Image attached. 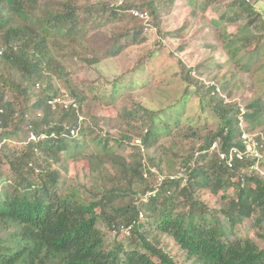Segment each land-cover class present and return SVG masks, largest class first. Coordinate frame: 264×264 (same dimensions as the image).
<instances>
[{
    "label": "trees",
    "instance_id": "trees-1",
    "mask_svg": "<svg viewBox=\"0 0 264 264\" xmlns=\"http://www.w3.org/2000/svg\"><path fill=\"white\" fill-rule=\"evenodd\" d=\"M217 1L206 0L202 12ZM188 2L193 5L194 0ZM134 3L135 0H123L122 5L110 2L80 5L70 0L51 5L44 0H0V134L4 137L0 146V264H179L171 255L172 246L183 253L185 261L193 264H264V248L236 232L244 233V220L252 215H256V225L264 223V179L249 173L240 174L244 169L250 171L253 163L238 162L230 169L220 158V152L243 147L238 121L242 113L251 123L264 120L263 95L234 108L233 101L225 98L214 106L215 100L210 96L217 91L215 85L193 88L202 104L211 102L215 110L230 116L203 146L182 157L178 167L180 178L167 172L165 180L158 185L151 168L145 167L142 146H137L136 140L142 141L144 149L153 147L163 135L160 133V124H165L163 115L173 109L155 110L141 101L124 110L128 120L122 122L132 135L124 133L116 139L119 140L116 144L126 149L129 147L125 144H133L139 152L137 163H132L129 154L118 152L107 159L110 155L106 153L107 144L99 143L93 160H84L86 171L68 178L71 155L86 148L85 130L89 127L83 123L80 106L63 109L58 104L53 109L48 101L61 95L58 78L68 74V61L99 67L104 60L120 56L139 42L140 33L149 32L148 23L145 27L124 30L125 21L130 16L133 18L132 11H148L151 21L152 17L159 18L161 9L175 10L178 4L177 0ZM227 5V13L211 20L212 25L222 31L202 33L199 41L204 40L203 46L215 51L209 59L210 66L227 70L223 73L219 70L214 81L232 97L234 90L244 86L253 88L250 82L253 76H240L232 64L251 72L256 59H264L263 37L257 33L247 35L251 29L259 32L264 29V5L261 0H228ZM192 15L195 18L198 12L193 9ZM242 18L247 20L245 24L239 22ZM225 21L238 26L236 31L228 32L229 23ZM185 23L180 29L182 35L187 32L188 21ZM92 26L107 31L88 37V28ZM103 34L107 35L101 42H95ZM253 44H256L253 50L249 49ZM219 55L217 63L213 58ZM244 58L247 63L243 65ZM151 61L150 67L156 63V60ZM178 62L183 64L187 76L195 79L191 76L192 69L183 61ZM142 67L146 75L153 74L148 66V69ZM164 70L170 72V69ZM263 70L262 61L256 73ZM119 78L105 81L106 94L114 97L123 80ZM255 81L259 79L254 78L253 83ZM138 82L139 79L131 76L129 88ZM67 88L77 104L85 102L83 92L77 87ZM8 92L13 95L11 99L6 97ZM33 96L36 97L34 102ZM18 110L23 115L34 112L35 118L29 125L36 136L45 134V139L23 143L18 139V126L10 132L7 130L17 118ZM73 130H76L75 137ZM262 131L264 128L257 129L256 125L247 130L255 134L263 155L260 161L263 167ZM188 136L184 134L185 138ZM11 138L20 143L10 145ZM218 141L220 152L211 153L212 145ZM107 160L120 167L119 175L113 172L114 167L106 163ZM153 162L150 157L149 163ZM158 165L162 167V162ZM6 166L8 170L4 169ZM81 176L90 179L91 187L79 180ZM69 181L77 184L72 186ZM137 184L141 191L134 190ZM229 188H235V195ZM200 191L208 193L207 201L199 199ZM148 193L152 195L143 202L140 197ZM143 214L147 223L141 219ZM99 221L106 222L109 231L115 232L113 246L107 245L104 236L96 232ZM126 230L130 234L124 236L122 233ZM228 234H234L235 240H230ZM164 237L169 238L170 243L163 244ZM126 246L131 247L126 249Z\"/></svg>",
    "mask_w": 264,
    "mask_h": 264
},
{
    "label": "rangeland",
    "instance_id": "rangeland-1",
    "mask_svg": "<svg viewBox=\"0 0 264 264\" xmlns=\"http://www.w3.org/2000/svg\"><path fill=\"white\" fill-rule=\"evenodd\" d=\"M66 1L70 0H44L45 3H51V5L53 3L59 4ZM145 1L146 0H135L134 4L142 5ZM188 1L189 0H177L178 4H176L175 10H169L167 8H164V10L161 9V11H158L159 18L157 20L156 17L151 16V21L150 17L147 21H143L132 14L133 18L130 16V18L125 21L124 30H130L140 25L145 27L144 24L147 23L150 25V27H147L149 32L139 34V42L128 47L120 56L104 60L99 67L97 66L98 68L68 61L66 64L68 74L63 75L61 78L55 76L59 79L57 87L62 91L59 99L64 101V104L75 103L77 108L80 106L82 109V111L80 109V114L84 117L83 123L86 128L89 127V130H85L86 128L84 129L86 135L85 138L88 140L86 148L79 151L76 155H71L72 158L68 164L69 179H72L77 174H81L82 171H86L84 160H93L92 157L99 151V143L107 144L106 153L110 154L109 156H106L107 159H110L116 152H118L129 154L132 163L134 165L137 163L139 160V152L136 148H133V144H125L126 147H129L126 149L125 147L116 144L119 141L116 139H120L124 133L132 135V132H130L122 122L123 119L124 121L128 120L124 115V110L133 107L139 101L149 108H156L155 110L159 109L166 111L169 107L173 109L168 115H163L165 124H160V133L162 132L163 135L154 143L153 147L150 149L145 148V151L141 150L144 155L145 167L151 168L152 173L156 176L158 185H161L166 178L167 172L173 177L180 178L181 174L178 172V167L181 163L182 157L190 155L194 149L203 146L207 139L220 130L230 116L223 111L215 110V107H212L211 102L209 104H202L200 96L193 93V88L200 86L211 87L215 85L217 91L214 93V96H210L215 100L214 106L221 102L223 98L233 101L232 107L235 108L238 104L242 103L245 105L252 101L254 102L261 95L264 96V70L261 73H256L261 67L262 61L264 62V59L261 60V57L258 60L256 59V63L253 64L251 72L242 71L237 64H232L233 68L238 69L240 76L246 78L253 76V81L254 78L259 79V82L255 81L253 83V81H250L253 88L244 86L245 88L234 90L232 97H228L227 93L223 91L222 87H220V84H215L214 75L219 70L221 73L227 70L225 68L219 69L214 65L210 66L209 59L215 51L213 48L210 49L209 47H204L203 45L205 41L202 40L200 42L199 40L202 33H219L222 31L221 29L214 27L211 20H216L218 17L228 12V0H219L216 3H212L205 8L204 12H202L201 8L206 0H194L193 5H190ZM75 2H78L80 5H87L100 2L116 4L117 1L75 0ZM261 2L264 5V0H261ZM193 9L198 12V16L195 18L192 15ZM139 12H147L148 16H150L148 11ZM186 21H188V26L186 28L187 32L182 35L180 29L186 25ZM246 21L245 18H242L239 22L245 24ZM225 22L229 23L226 25L228 32L231 33L236 31L235 29L238 26H232V22ZM233 25H236V23H233ZM120 26H123V24H120ZM221 27L223 26L221 25ZM88 29H90L88 37H93L101 30L107 31V29L94 26ZM251 31L252 32L247 33V35H254L257 33L263 37L262 42H264V29L260 30V32L253 29H251ZM105 35L107 34H103L99 39L97 37L95 42H101ZM186 40H188V43L185 51H183L184 43L187 42ZM217 42L219 43L220 41ZM215 45V47H219L221 43ZM251 46L247 47L253 50L256 44ZM213 59L215 61H220V55L217 58L214 56ZM151 60H156V63L153 62L154 65L150 67L149 64L152 62ZM178 61H183L188 69H192L191 76L195 77V79H190L187 76L188 72L186 73L183 71V64L181 65ZM218 61L216 62L218 63ZM246 63L247 58H244L241 64L244 65ZM143 65L146 69L149 67V71L154 75L148 73L146 75L145 69L142 67ZM138 67L139 69L136 71ZM162 67V70L165 72L164 74L161 72ZM164 69H168V71L170 69V72H167ZM157 72L158 74H162L157 76ZM131 76H134L137 80L139 79V82L135 84L136 87L132 86V88H129ZM118 77L123 80L117 88L114 97H112L110 94L105 93L108 88L105 81L108 83V80ZM146 78L149 79V82L146 81ZM167 79L169 80L165 83ZM67 86L77 87L80 92H83L84 94L82 93V95L86 99L85 102L77 104L76 101H74V98L70 96ZM34 93L36 94V92ZM221 93L223 96L220 95ZM187 95L189 97L188 99H186ZM6 97L7 99H11L13 95L8 92ZM35 98L36 97L33 96L32 102H34ZM202 105H205V108H203ZM33 113L34 112L29 111L26 115H23L22 112L18 110L15 115L17 118L13 120V123L11 122V125L7 129L10 132L18 126L20 129L18 139L23 143L31 140L34 141L35 139L33 134L35 136L36 134L32 132V125H29L35 118ZM238 121L241 131H247L248 128H252L253 125H256L257 129L264 128V120L262 122L258 121L251 123L244 117L243 113L239 116ZM163 125H166L168 130L165 126L163 128ZM262 133H264V131H262ZM184 134L189 136L185 138ZM250 134L255 136L253 133ZM1 136L2 135L0 134V146H2L4 142V137L1 138ZM36 140H38V138H36ZM6 143L8 144V141ZM16 143H20V141L14 138H11L9 141L10 145ZM210 151L211 153L220 152L219 141L212 145ZM221 153L222 152H220V154ZM150 157L154 159L153 164L149 163ZM117 158L118 156H116V159ZM261 159L258 161H246L245 163H253L249 168L250 171L244 169L240 174L243 175L244 173H249L252 175H258L264 179V166L262 167L260 164ZM107 162L114 167L113 172L119 175L121 171L120 167L114 165L110 160H107L106 163ZM160 162H162V167H159V165L157 166ZM4 169L8 170V167L6 166ZM79 180L84 182L87 186H90V179L87 176H81ZM69 184L73 186L77 183L69 181ZM252 187L254 188L256 185L254 184ZM141 189V186L138 185L134 190L141 191ZM234 189L229 188V192L232 195H235L233 193ZM150 195H152V193L143 195L140 199L143 202H146ZM197 196L200 200L207 201L209 195L205 191H200ZM134 198L136 199L137 197L134 196ZM143 215L144 216L141 219L144 223H147V217L145 218L146 215ZM255 221L256 215L246 218L243 224L244 229H246L244 233L242 234L240 230H237L236 232L238 235L252 238L261 248H264V223L258 226ZM223 222H226L225 218H223ZM253 224L254 226L252 227ZM106 225V222L99 221L96 232L99 236H104L107 245L113 246L115 232H110ZM122 234L126 236L130 233L126 230ZM228 235L230 240H235L234 234ZM162 242L163 244L170 243V239L164 237ZM130 247L131 246H126V249H129ZM172 248L171 255L179 264H193L192 261H185L182 255L183 253L178 248L175 246H172Z\"/></svg>",
    "mask_w": 264,
    "mask_h": 264
},
{
    "label": "built area",
    "instance_id": "built-area-1",
    "mask_svg": "<svg viewBox=\"0 0 264 264\" xmlns=\"http://www.w3.org/2000/svg\"><path fill=\"white\" fill-rule=\"evenodd\" d=\"M116 1L117 5L123 4V0ZM132 13L140 20L147 21L149 19L147 12L133 11ZM72 134H76V131H72ZM241 140L243 143L242 148H232L229 152L220 154L221 160L225 161L230 169H233L232 167L234 166V164L238 162L258 161L262 158V155L258 148L259 145L255 140V136L243 132L241 135ZM137 144H141V142L137 141Z\"/></svg>",
    "mask_w": 264,
    "mask_h": 264
},
{
    "label": "clouds",
    "instance_id": "clouds-1",
    "mask_svg": "<svg viewBox=\"0 0 264 264\" xmlns=\"http://www.w3.org/2000/svg\"><path fill=\"white\" fill-rule=\"evenodd\" d=\"M134 11H136V10H134ZM133 12V11H132ZM133 14V13H132ZM134 16V15H133ZM48 104L50 105V106H52V108L53 109H55L56 107H57V105L58 104H60L61 105V107H63V109H66V108H69L71 105H73L74 107L73 108H75V109H77V105L75 104V103H71V104H64V101H61L59 98H57V99H51V100H49L48 101ZM74 131V130H73ZM76 131V130H75ZM243 132H246V133H248L247 131H242V133ZM248 134H250V133H248ZM73 135V134H72ZM33 136H34V141H38L39 139H45L46 138V135L45 134H43V136H41L40 135V137H38V136H35L34 134H33ZM74 137L76 136V134H74L73 135ZM36 138H38V140H36ZM32 141V140H31ZM137 141H140L141 142V144H137ZM137 146H142V151H143V144H142V141L141 140H136V143H135ZM144 151H145V149H144Z\"/></svg>",
    "mask_w": 264,
    "mask_h": 264
}]
</instances>
